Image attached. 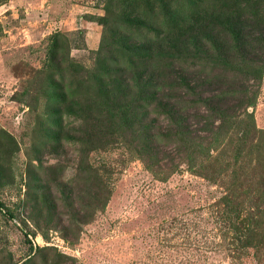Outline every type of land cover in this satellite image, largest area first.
Returning a JSON list of instances; mask_svg holds the SVG:
<instances>
[{
	"label": "rangeland",
	"instance_id": "rangeland-1",
	"mask_svg": "<svg viewBox=\"0 0 264 264\" xmlns=\"http://www.w3.org/2000/svg\"><path fill=\"white\" fill-rule=\"evenodd\" d=\"M0 264H264V0H0Z\"/></svg>",
	"mask_w": 264,
	"mask_h": 264
},
{
	"label": "trees",
	"instance_id": "trees-1",
	"mask_svg": "<svg viewBox=\"0 0 264 264\" xmlns=\"http://www.w3.org/2000/svg\"><path fill=\"white\" fill-rule=\"evenodd\" d=\"M132 65V63H131ZM137 65L135 64L134 67H136ZM132 67V68H134ZM140 76L139 75L137 78L133 79L132 82H128L127 80H123V83H115L116 80H114V84L117 86V88H114L111 91V98L110 100H106V107L108 108H112L114 106L116 107H120V109H118L121 115H123V113L129 111V110H133L134 113L136 112V109L138 108V105L140 104V102L143 99V93L145 91V89H147V86H151V84L149 85V83L142 85V80H140ZM81 85L77 86L78 88H85L86 92H89L90 90V84L88 82H86L85 80H81ZM97 86H95L97 88V90L95 91L94 95L97 94H101L103 92V86H104V81L102 80V78H98L97 82H96ZM94 85V84H93ZM108 85V84H107ZM105 83V86H107ZM57 88L56 90L59 89V91L61 90L60 86H58V84L56 85ZM136 87L137 88V95L133 98H131V100L129 101H122L121 96L127 91L130 90L131 87ZM124 87V90H122L121 88ZM126 88V89H125ZM88 94H84V96H87ZM53 101L55 102H66L68 100V93L67 92H63V96L60 97V95L55 94V96H53ZM246 133V132H245ZM243 137L244 138V135ZM240 149V148H239ZM221 202L223 204V213L225 216V220H226V228L229 231H232L237 238L238 241V245L242 248L245 247H249L251 246L252 243V235L250 233V230L245 231L243 230L238 222L239 219V211L236 207V204L234 202H232V200L224 195L221 197Z\"/></svg>",
	"mask_w": 264,
	"mask_h": 264
}]
</instances>
